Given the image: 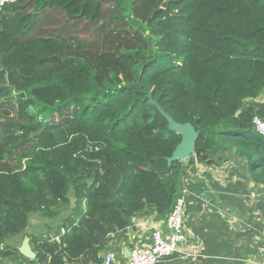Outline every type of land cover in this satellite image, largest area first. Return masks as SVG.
Returning a JSON list of instances; mask_svg holds the SVG:
<instances>
[{"label":"trees","instance_id":"1","mask_svg":"<svg viewBox=\"0 0 264 264\" xmlns=\"http://www.w3.org/2000/svg\"><path fill=\"white\" fill-rule=\"evenodd\" d=\"M149 93L199 132L186 161L168 163L181 136ZM261 95L264 0L5 3L0 260L19 253L6 240L35 213L60 223L28 235L30 262L104 264L135 219L165 222L190 165L225 152L264 185V136L247 103Z\"/></svg>","mask_w":264,"mask_h":264},{"label":"crops","instance_id":"2","mask_svg":"<svg viewBox=\"0 0 264 264\" xmlns=\"http://www.w3.org/2000/svg\"><path fill=\"white\" fill-rule=\"evenodd\" d=\"M247 103L264 118V95ZM224 156L226 159L220 164L189 166L185 187L191 194L186 196L184 209L187 240L180 252L159 264L264 263V194L261 191L264 185L252 178L245 160L231 151ZM253 193L257 196H252ZM39 222L37 228L32 225L26 233L14 237L13 244L7 242V245L19 252L29 234L56 228L60 220L46 222L42 218ZM147 227L164 228V222L156 221L153 216L135 219L125 239L112 240L114 249L108 252L115 257L112 264H128L130 248L139 240L150 242ZM29 260L19 252L1 259L0 264H36Z\"/></svg>","mask_w":264,"mask_h":264},{"label":"built area","instance_id":"3","mask_svg":"<svg viewBox=\"0 0 264 264\" xmlns=\"http://www.w3.org/2000/svg\"><path fill=\"white\" fill-rule=\"evenodd\" d=\"M14 0H0V10L7 2ZM253 126L256 132L264 136V118L259 115L254 116ZM264 194V186L261 189ZM191 192L184 187L182 195L177 199L173 210L167 216L162 227H147L150 242L145 243L139 240L129 250L128 264H159L176 252H180L181 246L186 242L187 235L185 230V201L186 196ZM252 196H257L253 193ZM104 258L105 264H112L115 261L113 253H108ZM264 264V263H257Z\"/></svg>","mask_w":264,"mask_h":264},{"label":"water","instance_id":"4","mask_svg":"<svg viewBox=\"0 0 264 264\" xmlns=\"http://www.w3.org/2000/svg\"><path fill=\"white\" fill-rule=\"evenodd\" d=\"M147 97L167 120L168 129L170 131L176 132L181 136V142L177 145L173 154L169 158H167L168 163L171 164L174 161H186L191 155L195 153L199 132L189 122H177L172 116L165 112V110L158 104L157 101L152 99V95L150 93L147 95ZM237 114H239V112ZM19 252L28 259L32 260L36 258V253L31 247L29 237H26L24 239L22 245L19 248Z\"/></svg>","mask_w":264,"mask_h":264},{"label":"rangeland","instance_id":"5","mask_svg":"<svg viewBox=\"0 0 264 264\" xmlns=\"http://www.w3.org/2000/svg\"><path fill=\"white\" fill-rule=\"evenodd\" d=\"M40 219L42 220V218L38 214H35V213L32 214L31 217H30V225H29L28 229H30L32 225L37 228L38 227V224L40 223L39 221H41ZM44 220H46V219H44ZM52 221H54V220H52ZM46 222H50V221L49 220H46ZM38 234H40V233H38ZM13 239H14V237L7 239L6 240V244H7V242L13 244L14 243Z\"/></svg>","mask_w":264,"mask_h":264}]
</instances>
